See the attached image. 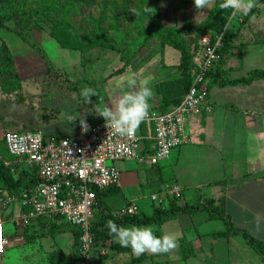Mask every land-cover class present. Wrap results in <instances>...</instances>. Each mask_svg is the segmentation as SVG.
Masks as SVG:
<instances>
[{
	"label": "rangeland",
	"instance_id": "374dc122",
	"mask_svg": "<svg viewBox=\"0 0 264 264\" xmlns=\"http://www.w3.org/2000/svg\"><path fill=\"white\" fill-rule=\"evenodd\" d=\"M61 2L68 3L50 10L49 2L43 5L40 0H0L2 22L11 28L16 26L17 20L29 26L52 66L49 70L37 51L24 41L10 42L22 88L4 93L0 84V155L4 158L9 157V153L1 139L8 130L40 131L46 138L69 136L78 132L80 124L79 120L68 123V113L80 115L86 122L101 120L102 117L89 110L94 105L103 108L106 104H114L122 91L127 90L125 82L129 73L135 72L138 81H148L153 93L148 109H161V97L155 86L180 76V52L163 46L160 38L151 34L156 28H166L189 41L201 29L214 4V0H202L198 9L194 0ZM250 9L252 13L247 21L263 19L264 2L245 0L230 19L229 26L243 25ZM187 31L192 33L187 34ZM125 63L122 74L106 79ZM82 78L96 83L93 88L96 96L90 97L88 104H84L74 89ZM169 162L172 160L161 161L159 166ZM114 164L121 172L122 189L104 198V204L115 206L112 203L118 200L135 201L141 214H151L150 194L159 188L163 190L172 181H161L158 168L148 163L122 160ZM145 174H149L148 179ZM19 212L18 203L0 210L10 237L6 254L0 256V264H51L56 253L72 256L76 229L60 218H38L30 226L21 228L15 223ZM107 249H111L109 240L94 241L89 264H129L124 255L119 259L112 253H101Z\"/></svg>",
	"mask_w": 264,
	"mask_h": 264
},
{
	"label": "crops",
	"instance_id": "0c3cea01",
	"mask_svg": "<svg viewBox=\"0 0 264 264\" xmlns=\"http://www.w3.org/2000/svg\"><path fill=\"white\" fill-rule=\"evenodd\" d=\"M233 28L237 30L234 48L225 55L220 71L235 79L263 70L264 17ZM19 39L11 27L0 28V45L9 47L13 59L10 42L18 43ZM209 92L213 112L190 119L191 143L177 149L172 162L154 168H158L161 181L171 180V184L183 187L180 205L206 199L230 219L233 227L264 243V79L223 88L212 84ZM8 155L5 159H13ZM127 202L131 201L118 200L112 203L115 206H106L117 211ZM209 214L206 210L181 214L163 223L158 236L169 234L175 239V247L168 252H105L119 259L124 255L129 264H264L242 236L217 237L226 231V224ZM184 243L189 244L185 250L191 252L188 257L182 255Z\"/></svg>",
	"mask_w": 264,
	"mask_h": 264
},
{
	"label": "built area",
	"instance_id": "2783aa9c",
	"mask_svg": "<svg viewBox=\"0 0 264 264\" xmlns=\"http://www.w3.org/2000/svg\"><path fill=\"white\" fill-rule=\"evenodd\" d=\"M243 1L240 0V6ZM237 11L233 10V17ZM221 47V36L213 40L210 34L200 35L193 52V82L188 92L180 103L166 111L148 109L146 117L130 136L109 131L103 118L86 122V133H82L80 127L77 133L69 136L46 138L40 131L4 132L2 140L13 159L0 155V164L14 174L34 172L37 181L19 193L0 188V210L18 203L20 212L15 223L21 228L30 226L38 218L63 219L68 226L80 231L78 264H89L94 248L91 226L97 209V191L120 184L121 172L114 163L136 160L159 166L161 161L172 159L177 149L191 143L190 119L196 115H210L214 109L207 74L221 59ZM182 196L183 187L173 183L161 193L150 194L151 206H164L169 198L181 201ZM139 213V205L131 201L112 215L120 218ZM9 244L10 237L0 217V256L6 254Z\"/></svg>",
	"mask_w": 264,
	"mask_h": 264
},
{
	"label": "trees",
	"instance_id": "16d2710c",
	"mask_svg": "<svg viewBox=\"0 0 264 264\" xmlns=\"http://www.w3.org/2000/svg\"><path fill=\"white\" fill-rule=\"evenodd\" d=\"M40 1L43 2V5L49 2L48 9L50 10H55L56 8L65 6L68 3H62L61 0ZM222 3L223 0H214L213 7L208 12L201 29H198L195 36L189 41H186L185 39L183 40V38H180L173 30L166 28H156L155 32L151 34V36H157L158 38H160L163 46H170L180 52L178 64L180 76L170 80L159 82L155 86V90L157 94L160 95L162 101L161 109L157 110L166 111L170 106L180 103L183 96L188 92L193 82V52L196 49L199 36L203 34H210L213 40L216 36H221L222 44V47L219 50L221 59L216 63L215 68L207 74V78L210 79L208 87H210V85L212 84H215L221 88L227 86L247 85L255 80L264 79V69L253 70L246 76L235 79L228 78V75L225 74V72L220 71V67L224 62L225 55L234 48V39L237 36V30L229 26L230 19L233 18V9L230 7L222 8ZM251 13L252 10L250 9L245 14V21H247ZM0 28H6V25L4 24V22H2L1 18ZM12 30L25 43H27L31 48L37 51L40 57L47 63L49 67L48 69L50 70L52 68V66L49 64L50 61L44 50L40 47L39 43L34 38L32 29L29 26H24L17 20L16 26L12 28ZM186 33L191 34L192 32L187 31ZM126 64L127 63H125L122 68L117 69L115 72L111 73L106 79L122 74L126 68ZM0 75L2 77V81L0 82L1 89L4 93H11L21 90L22 86L20 76L15 68V62L9 50V47L5 43H2L0 45ZM95 85L96 83L93 80L82 78L78 81V85H76L74 89L80 92V89L84 86L94 88ZM1 141L3 140L1 139ZM149 143L150 141H148V144ZM36 181L37 177L34 172L28 173L26 171H21L17 172V174H14L11 172L10 168L4 167L2 164H0V188L2 190L19 193V191L23 189L32 187L36 183ZM117 191H119L118 185H113L109 188L97 191L96 208L98 210L95 214L96 219L92 222L91 231L94 236V241L109 240L111 243V249L117 251L118 253L129 252L131 251V249L120 247V245L108 235V231L105 228V222L107 220L111 219L117 225H122L125 227H129L133 224L137 226H155L157 227V231L153 234L158 236L160 234L159 228L163 223L174 220L181 214H192L198 211L206 210L210 213V218H220L226 224V231L216 234L217 237L227 236L230 234L242 236L245 239L246 243L262 257L264 263V243L253 238L248 232L233 227L230 219L225 216L221 210L212 207L210 202L206 199H204L202 202H198L197 204L180 205V200L169 198L164 206L154 207L150 215L139 213L136 216L116 218L112 215L113 211H111L104 204V198L117 193ZM161 192L162 189L159 188V190L155 193ZM73 235L75 242L73 246L72 256L63 252L56 253L52 258L51 264H77V262L80 260V256L78 255L80 248V231L74 230ZM186 246H189V244L184 243L182 245L183 257H188L191 255L190 251H185Z\"/></svg>",
	"mask_w": 264,
	"mask_h": 264
},
{
	"label": "clouds",
	"instance_id": "9594fccd",
	"mask_svg": "<svg viewBox=\"0 0 264 264\" xmlns=\"http://www.w3.org/2000/svg\"><path fill=\"white\" fill-rule=\"evenodd\" d=\"M195 6L199 9L202 6V0H194ZM222 8H240V0H223ZM127 90L122 91L121 95L114 104H106L103 108L97 105L89 110L95 115L102 117L105 127L119 135L130 136L138 124L146 117L149 108V100L152 96V89L148 81L137 79L136 73H129L126 79ZM79 96L84 104L90 102V97L96 96L93 88L84 86L80 89ZM79 120L81 132L88 131V125L83 117L75 113H68L66 121L68 123ZM131 214V209L128 210ZM105 228L108 235L122 248H130L134 254L150 252L159 254L168 252L175 247V239L169 234L156 236L152 228L148 225L137 226L135 224L125 227L117 225L113 220L105 222Z\"/></svg>",
	"mask_w": 264,
	"mask_h": 264
}]
</instances>
